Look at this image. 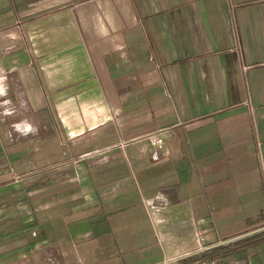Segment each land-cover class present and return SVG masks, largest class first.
<instances>
[{"label": "crops", "instance_id": "1", "mask_svg": "<svg viewBox=\"0 0 264 264\" xmlns=\"http://www.w3.org/2000/svg\"><path fill=\"white\" fill-rule=\"evenodd\" d=\"M0 81V264H264V0H0Z\"/></svg>", "mask_w": 264, "mask_h": 264}, {"label": "built area", "instance_id": "2", "mask_svg": "<svg viewBox=\"0 0 264 264\" xmlns=\"http://www.w3.org/2000/svg\"><path fill=\"white\" fill-rule=\"evenodd\" d=\"M150 138L152 140H154V145H155V150L151 153V159L157 160L158 159V151L157 150L162 147L164 141H163V138L157 133L150 134ZM148 203L151 206H154L156 208L157 207L161 208L165 205V203H162L161 201H159L158 196H154L153 198L149 199ZM199 236L202 239L201 234ZM193 264H219V261H218V258L216 256L210 255V256H205V257L199 258Z\"/></svg>", "mask_w": 264, "mask_h": 264}, {"label": "clouds", "instance_id": "3", "mask_svg": "<svg viewBox=\"0 0 264 264\" xmlns=\"http://www.w3.org/2000/svg\"><path fill=\"white\" fill-rule=\"evenodd\" d=\"M6 94V88L2 81H0V95ZM18 131L22 132L23 134L27 135L28 133H36L38 129L33 127L31 124L25 123L23 126L20 124L16 125Z\"/></svg>", "mask_w": 264, "mask_h": 264}]
</instances>
